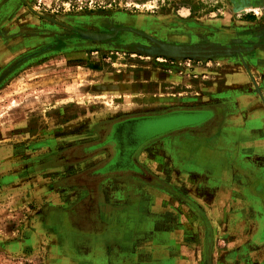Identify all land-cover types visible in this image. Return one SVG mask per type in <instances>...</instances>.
I'll list each match as a JSON object with an SVG mask.
<instances>
[{
	"label": "rangeland",
	"instance_id": "1",
	"mask_svg": "<svg viewBox=\"0 0 264 264\" xmlns=\"http://www.w3.org/2000/svg\"><path fill=\"white\" fill-rule=\"evenodd\" d=\"M203 107L215 128L155 141L84 220L104 155L68 147ZM0 264H264V0H0Z\"/></svg>",
	"mask_w": 264,
	"mask_h": 264
},
{
	"label": "flooded vegetation",
	"instance_id": "2",
	"mask_svg": "<svg viewBox=\"0 0 264 264\" xmlns=\"http://www.w3.org/2000/svg\"><path fill=\"white\" fill-rule=\"evenodd\" d=\"M139 116H143V117H139ZM149 116L150 115L148 114H140V115L131 116V118H128V119L120 118V119H117L111 122L102 123L101 125H99L100 126L98 130L99 135L97 139L68 147L59 157L61 163L65 164L66 166H75L79 164L88 163L93 158L98 157L100 155H104L103 159L101 158L102 160L99 159V161L95 163L93 166L91 165L89 169L103 167L104 171H109V170L113 171L112 174H123V172H127L129 170V171H133L132 175L134 177L136 176L137 178L141 180L150 179L148 178L149 173L146 172L147 169L146 167H144L140 159H141V155L144 154L145 151H147V148L150 145H152L155 141H158L159 139L154 140L149 144H145L148 142V138L152 134L144 135V139H140L139 136L138 137L133 136L127 142L125 141L126 142L125 146L122 145V142H124L123 138L126 137L127 132L130 131L132 135L137 133L138 124L144 123L146 124V126H148L149 123H152V122L169 121V120H153V118H145ZM208 116L209 115H207V117L205 118L200 117L194 120V124H199L205 121L206 119L208 120L209 118L214 117V115L213 116L210 115L209 118ZM137 117L139 118L135 119ZM218 117H219L218 115H215L212 121L211 128H215V126L217 125V120L219 119ZM182 120H185V119H180L177 122V124L179 125ZM172 127H176V126H172ZM159 132H162V131H158L156 133L158 134ZM92 144L95 146L89 148L90 150H92V153H89L88 151L90 150H87V149H88V146H92ZM71 148H74L77 151L69 153L68 150ZM95 175H97V173ZM81 181L86 182V184H82V185H85L86 188L91 189V191L89 192L91 194V197L87 198V200L85 201L86 207H83V210L79 211L80 214L83 215L82 217L85 220V218H88L87 217L88 212H90L89 210L91 206L90 202L92 201L91 199L93 198L95 199L97 194L95 192V189L91 188L93 187V184H94L93 181L90 182L89 180H87V178H82ZM88 182L92 183L91 187L87 184Z\"/></svg>",
	"mask_w": 264,
	"mask_h": 264
},
{
	"label": "water",
	"instance_id": "3",
	"mask_svg": "<svg viewBox=\"0 0 264 264\" xmlns=\"http://www.w3.org/2000/svg\"><path fill=\"white\" fill-rule=\"evenodd\" d=\"M218 111L216 109V107H203V108H182V109H173L167 112H163V113H158V114H148L150 115L149 117H145V118H153V120H164V119H185L182 120L181 123L176 126V127H168L166 130H161L162 132H159L158 134H152L149 138H148V142L145 144H149L154 140L160 139L164 136H168V135H174V134H178L180 132L183 131H190V132H194V133H201L203 131H206L207 129L212 127V121L215 117V115H217ZM207 115H211L214 117L209 118L208 116V120L205 122H201L199 124H194V120L200 118V117H207ZM144 116V115H143ZM143 116H139V117H143ZM146 116V115H145ZM139 117L135 118L138 119ZM131 117H126L123 119H128ZM132 121V120H131ZM144 144V145H145ZM95 145L92 144V146H88L87 150H90L89 148L93 147ZM77 151L74 148H71L68 150L69 153L75 152ZM89 153H92V150L88 151ZM113 171L109 170V171H104L103 167L102 168H93V169H89L83 173H81L80 175H78L77 178H74L75 181L86 184V182L81 181L82 178H87V180H89L90 182L93 181V187H91L92 183L88 182L87 184L92 188L96 190V185H98L100 182H102L103 180L105 181L106 179L110 178V177H114V176H119L121 177V175H132L133 171H127V172H123V174H112ZM97 173V175H95ZM96 177V178H95ZM149 178V177H148ZM95 187V188H94ZM90 189V188H89ZM97 194V193H96ZM94 200V198L92 199Z\"/></svg>",
	"mask_w": 264,
	"mask_h": 264
},
{
	"label": "crops",
	"instance_id": "4",
	"mask_svg": "<svg viewBox=\"0 0 264 264\" xmlns=\"http://www.w3.org/2000/svg\"><path fill=\"white\" fill-rule=\"evenodd\" d=\"M118 180L120 179H115V181H118ZM126 183L127 182H125L124 185H126ZM120 186H123V185H117V184L111 183L108 180H106L105 182L103 181V183L100 184V189H101L100 206H102L103 201L104 203L108 204V203H112L115 199L117 200V197H119L116 195L117 187H120Z\"/></svg>",
	"mask_w": 264,
	"mask_h": 264
},
{
	"label": "bare ground",
	"instance_id": "5",
	"mask_svg": "<svg viewBox=\"0 0 264 264\" xmlns=\"http://www.w3.org/2000/svg\"><path fill=\"white\" fill-rule=\"evenodd\" d=\"M244 8V7H243ZM125 146V145H124ZM121 166V165H120ZM129 166V165H128Z\"/></svg>",
	"mask_w": 264,
	"mask_h": 264
}]
</instances>
